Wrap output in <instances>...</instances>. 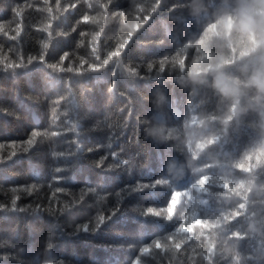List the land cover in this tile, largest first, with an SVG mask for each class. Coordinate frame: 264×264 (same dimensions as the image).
<instances>
[{
  "label": "trees",
  "instance_id": "trees-1",
  "mask_svg": "<svg viewBox=\"0 0 264 264\" xmlns=\"http://www.w3.org/2000/svg\"><path fill=\"white\" fill-rule=\"evenodd\" d=\"M50 3L0 0V264H264V7Z\"/></svg>",
  "mask_w": 264,
  "mask_h": 264
},
{
  "label": "snow or ice",
  "instance_id": "snow-or-ice-1",
  "mask_svg": "<svg viewBox=\"0 0 264 264\" xmlns=\"http://www.w3.org/2000/svg\"><path fill=\"white\" fill-rule=\"evenodd\" d=\"M43 4L45 5V10L46 12L48 13L49 15V18L50 20L53 18L52 14H53V8L51 6V3H50V0H43ZM70 8H76L77 5L76 4H73V5H70L69 6ZM55 8L56 10H59L60 9V5L59 3L55 4ZM64 11L67 12L68 11V8H64ZM15 15L17 18H20L21 17V10L20 9H16L15 10ZM90 21V17L85 15V16H82L79 20V23H88ZM51 28V23L48 22L44 25L43 28H38L37 30L38 31H45L46 33L49 32V29ZM21 29H22V24H17L16 26V29H15V35H9L7 32L4 31V26L3 25H0V34H3L5 35L8 39H16L17 37H19L20 33H21ZM73 30H75V27H73ZM133 30H135V25L133 26ZM131 38V34L129 35H126V36H122L120 37L119 39V43H118V46L116 47V49L110 54L109 56V59H111L112 57H116L119 55L120 51L125 47V45L128 43V41L130 40ZM92 40L95 41L96 40V37L93 36L92 37ZM41 49L43 51H41V54H40V57L39 59L41 60V62H43L45 56H46V51L48 50L49 48V43L48 42H43L41 45H40ZM33 59L32 57H29L28 58V63H32L33 62ZM68 60V55L65 54V55H62L58 62L55 63V64H52L50 65V67L52 68L53 71H56V72H62V71H67V72H73L74 69L71 68V67H65V64H66V61ZM109 62L108 59H106L104 61L105 64H107ZM178 63H182V61H177ZM0 64H3V66L7 69H15V68H19L21 67V64L20 63H9L8 62V56L6 55H3V52L0 51ZM83 67H87L86 63L84 61H81V69ZM81 69H76L77 72H79ZM92 70H95V69H92ZM55 114L53 113V116ZM39 133H36V132H33L32 135H31V138L26 142L29 146H31L36 138L38 137ZM13 155H15V153H13ZM59 171V169L57 170ZM203 180L200 182L201 185L203 184ZM179 197H180V194L179 193H173L171 199H170V202H169V206H168V209H167V212L169 214V216L172 215L173 213V209L174 207L177 205V202L179 200ZM15 200L12 201L13 204H15ZM153 215L157 214V213H152ZM196 225H200V222L199 221H196L195 222ZM179 233H185V232H191L192 231V227H188V226H185V225H181L178 230H177ZM169 244L171 245V247H173L174 249H179L180 248V244L174 240H169ZM167 247V245H164L162 244L160 241H156L153 243L152 245V248H155V249H159V250H165ZM150 251L149 248H143L141 249V254H146Z\"/></svg>",
  "mask_w": 264,
  "mask_h": 264
},
{
  "label": "clouds",
  "instance_id": "clouds-1",
  "mask_svg": "<svg viewBox=\"0 0 264 264\" xmlns=\"http://www.w3.org/2000/svg\"><path fill=\"white\" fill-rule=\"evenodd\" d=\"M254 3L258 6V7H264V0H254ZM254 20H257V16H253ZM258 27L260 31H264V22H259L258 21ZM260 73V80L264 81V68L258 70ZM213 88L215 91H217L218 93H220V90L218 88L215 87V79L212 82ZM252 87L256 88L258 93L264 94V87H262V85L260 83H256V84H252ZM222 95V93H220Z\"/></svg>",
  "mask_w": 264,
  "mask_h": 264
}]
</instances>
